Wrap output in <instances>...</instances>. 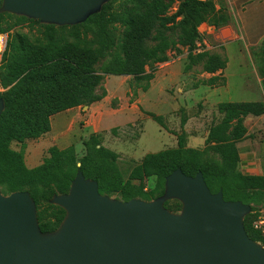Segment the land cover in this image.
I'll use <instances>...</instances> for the list:
<instances>
[{
  "label": "trees",
  "instance_id": "trees-1",
  "mask_svg": "<svg viewBox=\"0 0 264 264\" xmlns=\"http://www.w3.org/2000/svg\"><path fill=\"white\" fill-rule=\"evenodd\" d=\"M230 22L223 0H110L100 13L71 27L0 14V36L6 35L0 58L2 195L29 193L39 229L46 234L54 232L65 216L50 200L67 194L78 171L97 183L101 196L121 202L161 197L166 177L177 169L188 177L200 172L210 193L221 191L225 201L251 206L244 230L264 248V235L255 228L258 211L264 209V175L239 173L236 147L247 137L245 118L264 115L262 102L217 104L221 120L209 129L205 144L218 162L206 161L203 151L186 148L184 133L177 137L176 148L145 155L126 179L117 167L118 155L101 146L100 134L83 143L82 158L77 159L73 146L51 147L47 158L33 169L25 167L22 151L11 149L13 143L23 145L48 134L53 116L101 102L106 96L101 88L104 76L128 77L134 93L138 89L145 93L156 66L169 62L168 53L178 52V46L187 48L184 73L196 68L207 75L223 72L226 57L197 52L198 28L205 24L219 29ZM21 28L27 33L18 31ZM257 50L256 70L264 93V42ZM200 84L222 87L225 80L212 76ZM147 115L164 128L160 117ZM164 207L172 213L181 210L177 201Z\"/></svg>",
  "mask_w": 264,
  "mask_h": 264
},
{
  "label": "water",
  "instance_id": "water-1",
  "mask_svg": "<svg viewBox=\"0 0 264 264\" xmlns=\"http://www.w3.org/2000/svg\"><path fill=\"white\" fill-rule=\"evenodd\" d=\"M109 1L2 0L0 14L71 27ZM3 110L0 99V116ZM169 201L180 203L179 213L165 209ZM49 204L65 216L44 234L29 193L0 191V264H264V248L243 226L251 206L210 193L200 172L188 177L177 169L161 197L121 202L101 196L97 183L78 171L67 194Z\"/></svg>",
  "mask_w": 264,
  "mask_h": 264
},
{
  "label": "rangeland",
  "instance_id": "rangeland-1",
  "mask_svg": "<svg viewBox=\"0 0 264 264\" xmlns=\"http://www.w3.org/2000/svg\"><path fill=\"white\" fill-rule=\"evenodd\" d=\"M199 28L201 42L196 44L197 52L207 51L206 44L216 47ZM18 31L27 33L28 29ZM3 44L2 39V47ZM220 51L216 47L207 52L222 54ZM257 51L249 50L251 58L245 51V64L240 59L242 57L230 56L225 69L228 86L214 91L200 84L211 76L201 74L199 68L184 73L187 48L178 46V52L168 53L169 62L156 66L154 79L145 93L139 89L134 93L128 77L104 76L101 88L106 96L101 102L53 116L48 134L23 145L13 143L11 149L22 151L25 167L33 169L47 158L51 147L63 150L73 146L77 159L82 158L85 154L83 143L90 135L100 134L101 146L118 155L117 167L126 179L145 155L176 148L177 137L184 133L186 148L203 151L206 161L218 162L217 155L205 144L209 129L221 120L217 104L264 101L261 91L250 89L251 81L257 82L258 77ZM257 88L259 90V85ZM147 114L160 117L164 128ZM244 126L247 137L236 147L241 160H248L254 169L247 172L249 168L239 163L237 171L264 175V115L246 117ZM260 221H264V209L258 211L256 223Z\"/></svg>",
  "mask_w": 264,
  "mask_h": 264
},
{
  "label": "crops",
  "instance_id": "crops-1",
  "mask_svg": "<svg viewBox=\"0 0 264 264\" xmlns=\"http://www.w3.org/2000/svg\"><path fill=\"white\" fill-rule=\"evenodd\" d=\"M223 1L225 3L227 13L231 18L230 24L219 29L202 24L199 28V31L201 33H206V36H208V38L210 37L216 47L220 48V52H222V54L219 55L226 57L227 64L230 60V56L233 55L242 57L240 59H242L243 63L245 64V51H248V57L251 58L249 55V50H254V52L257 51L260 45L264 42V0ZM218 8V5H216V9ZM216 47H211L206 44L207 51L215 50ZM225 69L223 72L218 71L216 74L210 75L211 77L220 75V77L224 78L225 80V85L222 87H214V91L218 89H225L228 86ZM256 81L257 82L254 80L251 81L252 87L250 89L261 91V93L264 95L261 85L262 80L257 77ZM257 85L260 87L259 90ZM261 102L264 103L262 100ZM240 164L243 167L249 168L246 170L247 172L254 169L251 168V163L248 160L242 161L240 158Z\"/></svg>",
  "mask_w": 264,
  "mask_h": 264
},
{
  "label": "built area",
  "instance_id": "built-area-1",
  "mask_svg": "<svg viewBox=\"0 0 264 264\" xmlns=\"http://www.w3.org/2000/svg\"><path fill=\"white\" fill-rule=\"evenodd\" d=\"M2 36H5V37L4 38H0V44H2V39L4 41V44H3V47H2L0 53H2L4 51L5 43H6V35H2ZM263 227H264V221H260L259 223H256L255 224V228L258 229V230H260L261 233L264 235V228Z\"/></svg>",
  "mask_w": 264,
  "mask_h": 264
},
{
  "label": "bare ground",
  "instance_id": "bare-ground-1",
  "mask_svg": "<svg viewBox=\"0 0 264 264\" xmlns=\"http://www.w3.org/2000/svg\"><path fill=\"white\" fill-rule=\"evenodd\" d=\"M1 49H2V46H1V44H0V52H1Z\"/></svg>",
  "mask_w": 264,
  "mask_h": 264
}]
</instances>
